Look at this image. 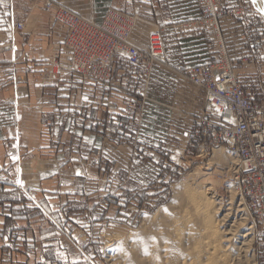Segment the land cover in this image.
I'll return each mask as SVG.
<instances>
[{"label": "rangeland", "instance_id": "374dc122", "mask_svg": "<svg viewBox=\"0 0 264 264\" xmlns=\"http://www.w3.org/2000/svg\"><path fill=\"white\" fill-rule=\"evenodd\" d=\"M226 3V6L223 5L225 13L227 8L243 7L250 17H245L243 30L248 40L256 44L254 48L260 56L256 65L264 75L262 14L252 0H226ZM198 14L196 20L200 19ZM228 15L241 21L239 15ZM204 29L205 26L200 30ZM17 31L23 33V29ZM11 48L15 49L14 46ZM15 58L16 62L19 61L18 57ZM260 77L257 79L258 84L264 85ZM139 81L140 84L144 83L142 79ZM38 83L40 106L44 107L48 102L44 97L46 89L55 85ZM141 88L142 91L137 94L127 89L125 95L133 98H125L123 103L114 93L106 97L102 89L103 93L98 94L99 89L89 88L96 98L98 96L105 101L102 115H106L103 119L102 116L98 118L106 122V127L101 126L99 130L102 137L118 145L119 140L113 132L119 126L113 121L132 122L123 129L124 141L120 145L125 151L121 159L118 149L113 145L109 146L110 152L106 151L107 154L104 151L97 152L100 145L98 148H89V158L84 166L78 157L74 158L72 166L67 167L62 161L36 157L25 163L29 171H24L22 167L24 173L20 176L0 177V219H3L0 224V248H4L0 249V264H127L130 260L134 264V242L139 240L138 237L147 230L161 227L168 216L181 212L186 206L187 198L177 201L175 207L165 206L172 199L173 188L178 182L185 185L187 193L204 189L201 186L203 182L205 186L214 185L222 201L232 207L230 222L234 220L239 223L240 219L245 218L244 223H240L242 228H238L239 234L251 231L247 262L264 264V239L253 220L248 201L243 200L238 190L239 182L234 179V169L230 166L233 159L229 151L224 145L213 146L209 151L205 147L208 153L204 156L205 150H198L196 146L186 148L180 134L184 129H173L170 140H167L162 128L157 130L151 122H146V127H143L144 111L148 104H157L159 101L148 96V85L145 88L144 83ZM141 93L145 100L143 113L136 107ZM95 103L98 101L95 100ZM182 115V111H170L169 118L177 122L184 120ZM76 123L77 118L74 119V125ZM216 148H224L226 157L219 163L211 159ZM42 155L46 156L45 153ZM32 161L33 164L30 163ZM228 184H232L234 189L231 190ZM5 186L10 188L5 189ZM5 201L14 202V207L2 206ZM143 218L150 220L146 227L141 226ZM203 252L200 250L191 254L196 260H202L205 255Z\"/></svg>", "mask_w": 264, "mask_h": 264}, {"label": "crops", "instance_id": "0c3cea01", "mask_svg": "<svg viewBox=\"0 0 264 264\" xmlns=\"http://www.w3.org/2000/svg\"><path fill=\"white\" fill-rule=\"evenodd\" d=\"M45 1L0 0V39L2 43H11L15 47L13 50L0 52V177L20 176L24 173L21 171L22 167L24 171H29L25 163L36 157L62 161L66 167L72 166L74 158L78 157L82 159L84 166L89 158V148H98L100 145L97 152L104 151L107 154L110 152L109 146L113 145L118 149L121 159L125 151L120 145L124 141L123 129L132 124L129 120H123V123L113 121L119 126L113 132L114 137L119 140L118 145L102 137L99 130L101 126L106 127V122L101 119L99 121L98 118L102 116L103 119L106 115H102L105 101L101 97L96 98L93 90L82 89L75 80L47 88L44 97L48 102L44 107L40 106V74L48 66L51 47L61 42V31L54 28L50 32L54 25V8L46 9ZM54 1H63L70 9L91 17L96 22L101 20L109 7L128 13L137 9L140 19L133 29L132 42L140 47L147 45L148 33L153 26L162 28L167 63L171 70L160 66L152 69L147 94L159 102L148 104L142 126L146 127V122H151L157 130L162 128V133L167 134V140H170L173 129H184L180 134L186 143V129L203 112L204 94L201 89L178 77L172 69L217 59L219 54L211 30H200L192 25V21L198 16L195 0ZM222 3L227 5L226 0H222ZM11 21L22 22L23 33L12 29ZM187 22L190 27H186ZM219 23L226 46V57L232 61L234 71H237L248 92L251 95L257 94L258 76L264 80V75L256 65L260 59L254 48L256 44L248 40L244 33L245 23L233 17H224ZM13 57H18L19 61L13 63ZM140 66V63L138 67H132L115 60V81L126 89L141 92ZM97 93L102 94L103 91L100 89ZM113 95L119 97L121 103L125 102V98H133L125 95V92L114 91ZM170 111H182L184 120L175 122L169 118ZM44 153L46 156L42 155ZM30 163L33 164V161ZM7 188L10 187L5 186ZM3 203L6 205L2 206L14 207V202ZM1 222L3 219H0V224Z\"/></svg>", "mask_w": 264, "mask_h": 264}, {"label": "built area", "instance_id": "2783aa9c", "mask_svg": "<svg viewBox=\"0 0 264 264\" xmlns=\"http://www.w3.org/2000/svg\"><path fill=\"white\" fill-rule=\"evenodd\" d=\"M195 2L200 19L193 20L192 25L198 29L204 26L209 28L221 51L224 38L219 21L228 17V13L231 16L239 15L242 23H245V17L249 18L243 7L227 8L225 13L222 0ZM45 8H54V25L50 32L54 28L61 31V42L53 44L51 48L49 64L40 75L39 82L42 84L59 85L76 79L82 89H102L109 97L114 91L124 93L127 90L114 80L115 60H123L129 65L143 61L142 80L145 88L154 66L171 70L167 63L162 28L153 26L150 29L145 47H138L132 42V31L140 16L137 9L128 13L109 7L101 21L95 22L68 8L62 1L54 3L46 0ZM185 25L190 27L188 22ZM23 27L22 22L11 21L12 29L22 30ZM11 47V43H0V50H13ZM221 51L217 59L172 69L178 77L204 91L203 112L186 129L185 144L188 149L196 146L198 150H205V147L211 149L218 144L231 149L236 157L237 179L240 182L238 190L248 198L249 208L264 239V85L259 83L258 93L251 95L237 71L234 72L228 63H223L227 57ZM78 59L80 63L75 65ZM12 62H16L15 57ZM216 79L224 83L218 86ZM207 91L211 94H206ZM132 93L137 94L134 90ZM143 96L135 100L138 111L142 113L145 109ZM141 118L142 114L138 120Z\"/></svg>", "mask_w": 264, "mask_h": 264}, {"label": "bare ground", "instance_id": "6f19581e", "mask_svg": "<svg viewBox=\"0 0 264 264\" xmlns=\"http://www.w3.org/2000/svg\"><path fill=\"white\" fill-rule=\"evenodd\" d=\"M252 1L264 18V11H261V9H264V0ZM217 49L219 53L221 50L218 47ZM221 52L226 56L225 43L223 44ZM49 58H51V53ZM76 61L77 62H74V64L78 65V63H80L79 59ZM139 63L142 65L140 67L143 69V61H139L134 65L130 64V66L138 67ZM223 63H228L229 67L234 71L232 62L229 58H226ZM216 83L219 86L224 82L223 80L219 81V79H216ZM141 85L143 87L144 83H141ZM206 94L209 95L211 92L207 91ZM224 147L229 151L230 157L233 159V162L231 161L232 165L230 166L234 169V179L239 182L237 179V166L235 165L236 157L227 145H224ZM223 149L224 148L214 149L211 156L212 162L219 163L222 159H226ZM208 151L203 153L204 156ZM195 156H198V154ZM203 183H201V186L203 188L205 187L204 189H196L197 192L190 193L185 191V185L181 182L175 185L173 188V197L165 206H174L177 201L187 198L186 206L184 209H181V212L168 216L166 220H164V223L161 222L163 223L161 227H155L151 231L147 230L141 237H138L139 240L134 242V264H250V261L247 262V255L249 254L252 241V237H249L251 231L239 234L240 231L238 229L242 228L240 223H244L245 218L243 220L240 219L239 223H236L234 220L230 222L229 218L233 214L230 211L232 209L230 204H226L222 201V196L218 194L214 185L209 182L211 185L205 186L206 184ZM228 185L229 188L231 187V190L234 189L232 184ZM241 196L243 200L248 201L249 204L248 198L243 194H241ZM149 221L148 218H143L141 226L146 227V225L150 223ZM250 227L248 229H250ZM200 250L204 251V259L196 260L197 258L195 259V256L191 253L199 252ZM201 257L202 256H199V258ZM241 258L244 259L241 261ZM131 262L133 261L130 260L126 263L131 264Z\"/></svg>", "mask_w": 264, "mask_h": 264}, {"label": "snow or ice", "instance_id": "6c2138e0", "mask_svg": "<svg viewBox=\"0 0 264 264\" xmlns=\"http://www.w3.org/2000/svg\"><path fill=\"white\" fill-rule=\"evenodd\" d=\"M261 11H264V9H261ZM18 183H19V181H18Z\"/></svg>", "mask_w": 264, "mask_h": 264}]
</instances>
